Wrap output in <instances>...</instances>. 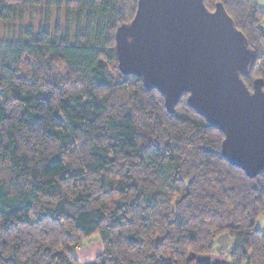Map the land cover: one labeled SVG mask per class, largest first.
I'll list each match as a JSON object with an SVG mask.
<instances>
[{"label": "trees", "instance_id": "trees-1", "mask_svg": "<svg viewBox=\"0 0 264 264\" xmlns=\"http://www.w3.org/2000/svg\"><path fill=\"white\" fill-rule=\"evenodd\" d=\"M218 3L256 54L244 84L264 90L259 0H204ZM136 8L0 0V264H79L70 247L95 235L103 250L88 264H264V169L249 177L227 160L188 92L169 112L118 68L115 34Z\"/></svg>", "mask_w": 264, "mask_h": 264}, {"label": "water", "instance_id": "water-1", "mask_svg": "<svg viewBox=\"0 0 264 264\" xmlns=\"http://www.w3.org/2000/svg\"><path fill=\"white\" fill-rule=\"evenodd\" d=\"M118 68L155 87L169 112L182 92L197 113L224 134L222 152L254 177L264 169V90L241 74L256 54L222 4L209 11L204 0H137L131 22L115 34ZM225 264L219 257L196 258Z\"/></svg>", "mask_w": 264, "mask_h": 264}, {"label": "rangeland", "instance_id": "rangeland-1", "mask_svg": "<svg viewBox=\"0 0 264 264\" xmlns=\"http://www.w3.org/2000/svg\"><path fill=\"white\" fill-rule=\"evenodd\" d=\"M34 15H35V16H34ZM34 15L31 14V13H30V14L27 13V14L25 15V17H24L22 23H23L24 25H27V24H29V23H32L34 26H37V24L39 23V17L37 16V13H36V12L34 13ZM17 22H18V21H17ZM17 22H16V24H19V22H18V23H17ZM7 28H8V27H7ZM5 31H6L5 26L0 25V35H4ZM96 243H99L100 245L102 244L101 241H100V239H99V237L95 235V236H92V237H90V238H88V239H83L81 245H79V246H77V247H70L71 250H72L73 256H74V258L76 259V261L79 263V261L81 260V257H80L81 255H88V256H91V254H92V255H95L96 253H98V250H97V251H96V250H92L91 253H90V250L87 249L89 246H91L92 248H95L94 245H95ZM90 258H91V257H90ZM95 258H96V257H95ZM95 258H94V259H95ZM94 259H93L92 262H94ZM91 260H92V259H91ZM79 264H80V263H79ZM81 264H82V263H81ZM86 264H87V263H86Z\"/></svg>", "mask_w": 264, "mask_h": 264}, {"label": "crops", "instance_id": "crops-1", "mask_svg": "<svg viewBox=\"0 0 264 264\" xmlns=\"http://www.w3.org/2000/svg\"><path fill=\"white\" fill-rule=\"evenodd\" d=\"M259 6L262 10H264V0H259ZM257 228L260 229L261 231L264 232V213H262L257 220ZM95 248H92L91 246H89L87 249L90 250V253L92 250H98V253H96L95 255L88 256V255H81V260L79 261V263L81 264H88V263H93V259L102 253L103 247L102 244L100 245L99 243H96L94 245ZM91 257V258H90ZM92 259V260H91Z\"/></svg>", "mask_w": 264, "mask_h": 264}]
</instances>
